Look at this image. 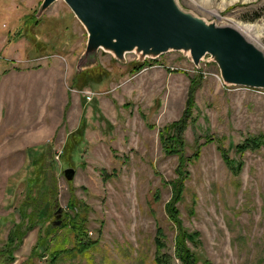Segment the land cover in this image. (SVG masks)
<instances>
[{
    "label": "rangeland",
    "instance_id": "rangeland-1",
    "mask_svg": "<svg viewBox=\"0 0 264 264\" xmlns=\"http://www.w3.org/2000/svg\"><path fill=\"white\" fill-rule=\"evenodd\" d=\"M40 1L0 0V264H46L49 250L74 245L65 224L84 218L86 237L96 243L61 254L55 264H156L157 227L165 235L164 263L182 264L164 206L178 157L164 152L159 130L186 111L191 79L199 84L185 116L183 152L198 149L199 156L186 163L177 206L182 226L197 231L199 242L187 245L196 264H264V144L237 149L264 135V88L226 84L210 53L195 63L181 49L144 58L127 51L120 59L99 47L78 68L86 28L63 0L37 16ZM178 3L206 21L253 26V34L243 35L264 51V0ZM25 19H40L32 29L38 42L13 38ZM97 70L105 77L93 83L88 76ZM76 73L88 81L71 86ZM81 124L82 135L69 140ZM79 141L82 148L72 146ZM44 146L49 158L34 177L33 157ZM220 147L240 170L226 164ZM65 167L74 168L71 179ZM52 182L55 195L48 192ZM28 196L46 199L49 215L40 211L29 221L30 209L22 207ZM13 227L21 237L8 256L4 244Z\"/></svg>",
    "mask_w": 264,
    "mask_h": 264
},
{
    "label": "water",
    "instance_id": "water-1",
    "mask_svg": "<svg viewBox=\"0 0 264 264\" xmlns=\"http://www.w3.org/2000/svg\"><path fill=\"white\" fill-rule=\"evenodd\" d=\"M53 0H41L38 16ZM87 30L78 68L102 47L123 59L181 49L198 60L206 53L218 63L223 82L264 88V51L228 24H217L185 11L178 0H63ZM66 178L73 167L63 168ZM60 208L56 210L59 212ZM59 221H53L55 226Z\"/></svg>",
    "mask_w": 264,
    "mask_h": 264
},
{
    "label": "trees",
    "instance_id": "trees-1",
    "mask_svg": "<svg viewBox=\"0 0 264 264\" xmlns=\"http://www.w3.org/2000/svg\"><path fill=\"white\" fill-rule=\"evenodd\" d=\"M39 20L40 19L23 20L21 27L20 28L17 27L16 31L14 30L15 32H14L13 38H17V35L25 34L30 39V41L32 42H35L37 40L39 41V39H37L38 37L36 36L35 32H32V29L35 28V25H37V23L40 22ZM24 29H26V31L22 33ZM30 30H31V35L28 34ZM140 67H141V63L135 65L133 68L136 71ZM82 75L83 73H76L74 75V80L72 81L71 86H74V85L80 86L83 82H85L87 79L83 81L81 79ZM88 77L90 78L91 82L98 83L102 81V79L105 77L104 71L97 70L94 73H90ZM198 84H199V80L197 81L195 79H191V85L189 86V91H188L187 98H186V111L183 113V115L179 117L178 119L172 121L171 123L166 124L161 130H159V138H160L161 145L164 149V152L167 154H171V155L176 154L178 157V162L175 168L176 177L168 181L171 186V197L164 206H165V210L167 212L169 219L171 220L172 224H174L176 227L175 243H174L176 247L175 251H176L177 258L181 261L182 264H196L197 257L190 250V247H188L187 243L192 242L194 244H197L199 242L198 241L199 233L197 231H189L188 229L182 226V222L180 219V211L177 206V203H179L182 199L184 186H185L184 181L188 173L186 169V163L192 161L194 158H197L199 156L198 149L194 150L191 155H184L183 149H184L185 141L182 136V131L185 127V116L188 114V111H190L191 106L194 103V90ZM80 129L81 130H79V132L75 131L72 134H69L68 136L69 140H71V138L73 137L82 135L83 124H81ZM80 141L79 143L74 142L72 146L77 147L78 149L82 148ZM262 144H264V135L259 134L257 136L246 138L243 143H240L239 145H237V149L244 150L247 147L256 148ZM27 149H29L28 152L33 153V149L31 146L27 147ZM47 149L48 147L44 146L40 155L36 156L35 159L33 157V160H34L33 161V164H34L33 171L35 172H33L34 174L32 176L37 177L38 170L43 167L44 162H47V159L49 158ZM220 152L226 164L231 169H233L234 172H236L237 170H240L241 164L234 167L233 161L229 158L227 151L224 147H220ZM61 159L63 162H65V159L63 156L61 157ZM28 180H29V177H28ZM54 188H55V184L52 182L49 186L48 192H52L53 195H55V191H53ZM158 198H159V195H158V192L156 191L154 193L153 199L157 200ZM28 201L30 203L29 204L23 203L24 205H22V207L25 209L29 207L30 210L26 214V217L29 221L33 222L40 211L41 212L45 211L47 213V216L49 215L48 213L49 208L48 209L43 208V206L45 205L44 203L46 202V199L32 200L30 196H28ZM84 221H85V218L82 219L81 222L79 223H77L74 219L69 220V222L66 224L63 223L66 226H69L68 228L69 231L73 232L74 245L72 246V248L59 247V248H55V250L54 249L49 250L46 254V264H55L56 260L59 258L61 254H64V255L72 254L74 253V251L80 252V253L85 252L88 249V247H91L92 245L96 243V240L92 241L88 237H86ZM49 229L52 230L53 228L49 226ZM20 237H21V232L19 231L18 227H13L12 230H8L7 238H6V245L4 244V250L6 251L8 256L11 254L10 253L11 248L9 247H11L14 242L18 246L20 242ZM164 239H165V235H164L162 228L157 227L156 237H155L156 255L154 258L156 264H166L164 262L166 261L167 256L161 253V250L165 247ZM8 258L10 260L12 259L10 257ZM205 264H210V263L208 261H205Z\"/></svg>",
    "mask_w": 264,
    "mask_h": 264
},
{
    "label": "bare ground",
    "instance_id": "bare-ground-1",
    "mask_svg": "<svg viewBox=\"0 0 264 264\" xmlns=\"http://www.w3.org/2000/svg\"><path fill=\"white\" fill-rule=\"evenodd\" d=\"M232 27H234V28H236L238 31H240L242 34H246V36L247 35H249V34H253V32H254V28H253V26H251V25H246V26H242V27H240V26H238L237 24H233L232 23ZM255 39V42L257 41L258 42V40H257V38L255 37L254 38Z\"/></svg>",
    "mask_w": 264,
    "mask_h": 264
}]
</instances>
